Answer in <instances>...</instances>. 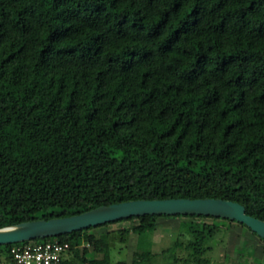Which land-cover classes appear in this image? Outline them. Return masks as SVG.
I'll use <instances>...</instances> for the list:
<instances>
[{
    "label": "trees",
    "instance_id": "trees-1",
    "mask_svg": "<svg viewBox=\"0 0 264 264\" xmlns=\"http://www.w3.org/2000/svg\"><path fill=\"white\" fill-rule=\"evenodd\" d=\"M164 198L237 201L264 220V0H0V228ZM160 218L203 223L164 250L186 252L172 264H211L222 227L207 218L264 246L244 223L191 214L41 240L70 243L63 264H112L117 235ZM26 242L0 245L9 264Z\"/></svg>",
    "mask_w": 264,
    "mask_h": 264
},
{
    "label": "water",
    "instance_id": "water-1",
    "mask_svg": "<svg viewBox=\"0 0 264 264\" xmlns=\"http://www.w3.org/2000/svg\"><path fill=\"white\" fill-rule=\"evenodd\" d=\"M147 214H191L236 220L264 238V220L249 215L246 207L240 202L222 198H164L122 201L71 216L20 222L0 228V245L56 237L91 226Z\"/></svg>",
    "mask_w": 264,
    "mask_h": 264
},
{
    "label": "rangeland",
    "instance_id": "rangeland-1",
    "mask_svg": "<svg viewBox=\"0 0 264 264\" xmlns=\"http://www.w3.org/2000/svg\"><path fill=\"white\" fill-rule=\"evenodd\" d=\"M204 222L217 224L222 231L216 237L207 241L209 249L205 256L211 260V264H264L263 241L250 234L246 228L238 227L233 223L221 219L207 218ZM203 223H194L185 218H160L157 229L153 233L134 235L127 240L121 241L119 235L115 238L111 250L112 264L120 260L131 261L136 251L153 249L159 252L154 264H172L173 253L184 256L186 252L178 247L171 251L177 240L187 242L189 238H195L194 228H201ZM132 225L131 221H122L101 228L103 230H117ZM194 227V228H193ZM182 233L184 236H182ZM186 235V236H185ZM206 244V245H207ZM0 264H9L0 251Z\"/></svg>",
    "mask_w": 264,
    "mask_h": 264
},
{
    "label": "built area",
    "instance_id": "built-area-1",
    "mask_svg": "<svg viewBox=\"0 0 264 264\" xmlns=\"http://www.w3.org/2000/svg\"><path fill=\"white\" fill-rule=\"evenodd\" d=\"M70 243L58 239H33L11 248L14 264H63L69 257Z\"/></svg>",
    "mask_w": 264,
    "mask_h": 264
}]
</instances>
